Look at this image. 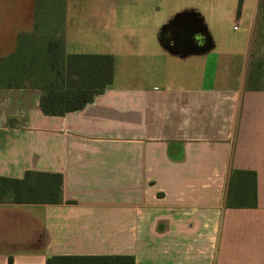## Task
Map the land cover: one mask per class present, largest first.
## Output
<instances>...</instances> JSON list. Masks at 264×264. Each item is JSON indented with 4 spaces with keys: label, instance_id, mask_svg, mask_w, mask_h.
<instances>
[{
    "label": "crops",
    "instance_id": "crops-1",
    "mask_svg": "<svg viewBox=\"0 0 264 264\" xmlns=\"http://www.w3.org/2000/svg\"><path fill=\"white\" fill-rule=\"evenodd\" d=\"M37 6L0 0V59ZM64 7L66 53L111 55L113 83L61 117L43 114L37 89L0 88V177L63 176L60 204L0 205V264H264V91L245 81L258 0L240 14L238 0ZM233 171L256 174L255 208H228Z\"/></svg>",
    "mask_w": 264,
    "mask_h": 264
},
{
    "label": "trees",
    "instance_id": "trees-1",
    "mask_svg": "<svg viewBox=\"0 0 264 264\" xmlns=\"http://www.w3.org/2000/svg\"><path fill=\"white\" fill-rule=\"evenodd\" d=\"M243 0H238L240 14ZM64 0H38L36 23L20 33L15 51L0 59L1 89H37L44 115L61 117L79 111L113 83L111 55L67 54ZM246 89L264 91V0H258L246 71ZM63 176L27 172L23 179L0 177V205H54L63 201ZM227 206H257L254 172L233 171ZM9 264H13L10 259ZM47 264H135L129 256H53Z\"/></svg>",
    "mask_w": 264,
    "mask_h": 264
},
{
    "label": "rangeland",
    "instance_id": "rangeland-1",
    "mask_svg": "<svg viewBox=\"0 0 264 264\" xmlns=\"http://www.w3.org/2000/svg\"><path fill=\"white\" fill-rule=\"evenodd\" d=\"M70 2H73V4H75V2L77 3L78 1H84V0H69ZM230 1V0H229ZM232 1H235V0H232ZM178 18V16L177 15H175L174 17L172 16L171 17V21H173V22H176V19ZM199 20H201V21H203V18H199ZM211 28V27H210ZM227 28H229L228 26H227ZM81 40H83V39H81ZM83 41H85V40H83ZM81 44L83 43V42H80ZM80 43H78L79 44V46L77 47L78 49L77 50H82V51H86V50H88V49H85V48H87V47H84V45H86V44H88V43H83L82 44V46H81V44Z\"/></svg>",
    "mask_w": 264,
    "mask_h": 264
},
{
    "label": "water",
    "instance_id": "water-1",
    "mask_svg": "<svg viewBox=\"0 0 264 264\" xmlns=\"http://www.w3.org/2000/svg\"><path fill=\"white\" fill-rule=\"evenodd\" d=\"M170 32L169 31H164L163 33H162V39H164V40H166V41H170V40H172L171 39V33L169 34ZM170 39V40H169Z\"/></svg>",
    "mask_w": 264,
    "mask_h": 264
},
{
    "label": "built area",
    "instance_id": "built-area-1",
    "mask_svg": "<svg viewBox=\"0 0 264 264\" xmlns=\"http://www.w3.org/2000/svg\"><path fill=\"white\" fill-rule=\"evenodd\" d=\"M234 29H235V30H237V29H238V27H234Z\"/></svg>",
    "mask_w": 264,
    "mask_h": 264
}]
</instances>
